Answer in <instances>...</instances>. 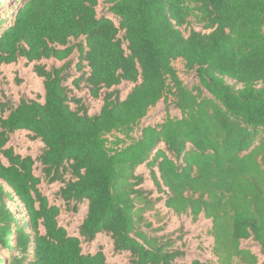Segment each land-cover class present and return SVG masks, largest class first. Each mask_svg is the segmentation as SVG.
<instances>
[{
  "label": "trees",
  "instance_id": "16d2710c",
  "mask_svg": "<svg viewBox=\"0 0 264 264\" xmlns=\"http://www.w3.org/2000/svg\"><path fill=\"white\" fill-rule=\"evenodd\" d=\"M104 3L99 14L100 0H0V64L35 62L45 88L43 101L14 106L0 93L1 264H111L102 249L83 250L99 233L132 264H177L185 253L176 241L149 232L146 213L160 201L177 216L210 220L219 264H264V0ZM123 82L134 85L122 99ZM81 84L102 99L99 112L73 93ZM162 99L180 116L134 137ZM18 130L44 143L38 157L9 144ZM37 162L49 183H62L69 207L87 201L79 235L41 191ZM143 164L162 196L143 187ZM249 239L259 254L243 246Z\"/></svg>",
  "mask_w": 264,
  "mask_h": 264
},
{
  "label": "rangeland",
  "instance_id": "374dc122",
  "mask_svg": "<svg viewBox=\"0 0 264 264\" xmlns=\"http://www.w3.org/2000/svg\"><path fill=\"white\" fill-rule=\"evenodd\" d=\"M105 11L104 0H100L98 12L99 14H103ZM195 27L200 29V26L195 25ZM72 58L76 60L75 55ZM40 63L47 65L48 68L53 65L60 66L62 64V62L55 59H44ZM34 64L35 62H29L25 58H20L17 62L10 64H0V93L3 96V100L9 101V106L17 105L22 97L40 101L44 100L45 88L43 78L35 72ZM173 64L186 84L193 85L197 82L195 73L186 69L182 59L175 60ZM73 72L77 73L74 66ZM133 85L129 82H123L119 86H116L120 91L122 99L126 97ZM71 87L77 97L84 99L90 113L100 111L103 104L101 98L94 99L91 97L84 84H81L79 88L72 85ZM4 114H8V111ZM168 114L180 116L179 110L170 103V99L168 101L162 99L149 110L148 114L135 128L134 137H139L144 126L156 125L163 122ZM9 144L15 148L16 152L24 156L31 155L34 158L39 156L44 147V143L40 139H33L31 134L26 130H18L13 133ZM137 173L145 176L146 180L143 183V187L154 190V198L163 195L157 193V189L150 178L149 169L145 164L137 168ZM35 174L41 177V184L39 185L41 191L49 198L52 204L60 206V224L66 227L71 235H79V227L87 213V201L79 204L77 210H73L59 195L62 183L60 181L49 183L42 173V166L39 162L35 164ZM66 177H70V174L67 173ZM9 205L13 209H16L18 201H9ZM146 217L153 223L152 229L149 230L151 234H165L176 241L174 248L184 251L185 255L177 259V264L190 263L194 259H200L210 264H219L217 257L212 251L213 237L209 232L211 227L209 219L200 216L197 220H193L191 216L186 214L177 216L165 207L164 201L158 202L155 209L146 213ZM158 228L162 229L156 231ZM82 246L85 253H94L102 249L111 264H132L130 253L127 251H116L113 239L106 233H99L94 241L84 242ZM243 246L250 247L254 252L259 254L258 246L252 239L244 240ZM5 256L6 253L0 250V258Z\"/></svg>",
  "mask_w": 264,
  "mask_h": 264
}]
</instances>
